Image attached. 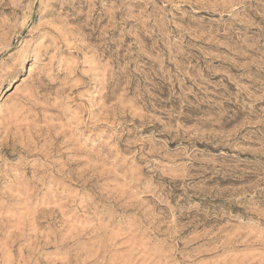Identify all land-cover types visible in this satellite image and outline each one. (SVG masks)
I'll return each mask as SVG.
<instances>
[{
	"label": "rangeland",
	"instance_id": "1",
	"mask_svg": "<svg viewBox=\"0 0 264 264\" xmlns=\"http://www.w3.org/2000/svg\"><path fill=\"white\" fill-rule=\"evenodd\" d=\"M0 264H264V0H0Z\"/></svg>",
	"mask_w": 264,
	"mask_h": 264
}]
</instances>
